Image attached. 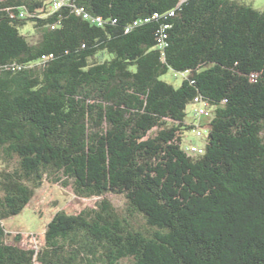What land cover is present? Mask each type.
I'll list each match as a JSON object with an SVG mask.
<instances>
[{
	"label": "trees",
	"instance_id": "1",
	"mask_svg": "<svg viewBox=\"0 0 264 264\" xmlns=\"http://www.w3.org/2000/svg\"><path fill=\"white\" fill-rule=\"evenodd\" d=\"M196 98L212 111L191 156ZM44 182L126 207L60 211L37 251L8 244L3 222ZM124 261L264 264V9L0 0V264Z\"/></svg>",
	"mask_w": 264,
	"mask_h": 264
},
{
	"label": "rangeland",
	"instance_id": "2",
	"mask_svg": "<svg viewBox=\"0 0 264 264\" xmlns=\"http://www.w3.org/2000/svg\"><path fill=\"white\" fill-rule=\"evenodd\" d=\"M238 1L251 6L255 10L264 9V0ZM181 78L182 76L168 73L162 76L161 80L177 88L180 85ZM193 108V105L187 106L184 122L196 126L197 122L193 117ZM205 144L206 136L198 138L191 130L185 133L181 146L185 148L193 145L204 149ZM102 199L110 201L119 212H123L126 207L125 199L121 195L107 194L99 198H80L74 195L70 187L63 188L59 184L44 182L36 190L30 203L18 216L11 217L3 222L6 231L10 234L7 243L16 245L21 249L38 250L43 245L46 226L57 212L62 211L67 215H75L84 209L94 208L95 204ZM16 235H19L18 243L14 242ZM121 264H128V262L124 261Z\"/></svg>",
	"mask_w": 264,
	"mask_h": 264
},
{
	"label": "built area",
	"instance_id": "3",
	"mask_svg": "<svg viewBox=\"0 0 264 264\" xmlns=\"http://www.w3.org/2000/svg\"><path fill=\"white\" fill-rule=\"evenodd\" d=\"M49 1H50L51 10L57 11L58 9H60L64 5H66L68 0H49ZM75 13L77 15L83 14L84 19L89 18V16L87 14H84L83 9H76ZM21 16H23V14ZM95 20L97 22L100 21V19H98V18ZM192 105L194 107L193 108V117H194L195 121L197 122L195 128L192 131L194 132L195 136L198 138L205 137V136L207 137V135H205V134L208 132V128H207V126H205V124L203 122L207 121V123H208V120L211 117L210 110H209L208 106L205 103L201 102L198 98H196L194 100ZM185 152L191 156L201 155V154H203V149H200V148L193 146V145H189V146L185 147Z\"/></svg>",
	"mask_w": 264,
	"mask_h": 264
}]
</instances>
